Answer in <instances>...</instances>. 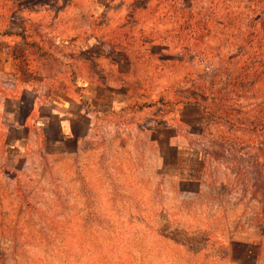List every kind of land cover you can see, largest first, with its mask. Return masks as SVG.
Wrapping results in <instances>:
<instances>
[{
    "label": "rangeland",
    "instance_id": "obj_1",
    "mask_svg": "<svg viewBox=\"0 0 264 264\" xmlns=\"http://www.w3.org/2000/svg\"><path fill=\"white\" fill-rule=\"evenodd\" d=\"M253 1L0 0V264H264V99H189Z\"/></svg>",
    "mask_w": 264,
    "mask_h": 264
},
{
    "label": "trees",
    "instance_id": "obj_2",
    "mask_svg": "<svg viewBox=\"0 0 264 264\" xmlns=\"http://www.w3.org/2000/svg\"><path fill=\"white\" fill-rule=\"evenodd\" d=\"M262 5L254 1L247 12V19L240 16L239 22L235 26L236 35H234V46L237 53L232 60L234 69V81L228 83L223 88L216 86L204 87L203 89L192 90L189 99L194 100L202 106L205 113L212 119L224 118L226 106H232L229 95L241 93L243 97L246 95L253 99H264V89L258 86L264 84V0ZM212 15H207L210 17ZM209 25V19H206L205 26ZM222 25L228 28V24L224 21ZM195 33H200V29H204L203 24H198ZM229 88V89H228ZM230 88H233L230 90ZM229 91H235L229 93ZM229 93V94H228ZM241 95V96H242ZM242 97V98H243ZM226 104V105H225ZM229 108V107H228ZM227 111L226 121L236 128H241L244 119L240 117V113H236L235 109ZM254 119H264V105L256 104L252 110ZM253 127V131H257Z\"/></svg>",
    "mask_w": 264,
    "mask_h": 264
},
{
    "label": "crops",
    "instance_id": "obj_3",
    "mask_svg": "<svg viewBox=\"0 0 264 264\" xmlns=\"http://www.w3.org/2000/svg\"><path fill=\"white\" fill-rule=\"evenodd\" d=\"M40 96V95H39ZM55 114H58L59 115V113H57V112H55ZM67 122H69V125H70V128L72 129V123H71V120H69V121H67ZM65 125H67V123L66 122H64L63 120H61V130H62V134H64L65 136H67V137H70L71 136V134L70 133H68V132H64V129H65ZM71 133H72V131H71Z\"/></svg>",
    "mask_w": 264,
    "mask_h": 264
}]
</instances>
